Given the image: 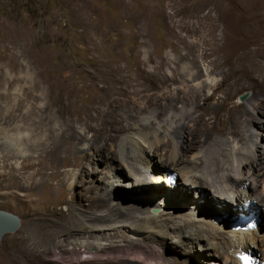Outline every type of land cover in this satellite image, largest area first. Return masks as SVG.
<instances>
[{
	"label": "rangeland",
	"instance_id": "1",
	"mask_svg": "<svg viewBox=\"0 0 264 264\" xmlns=\"http://www.w3.org/2000/svg\"><path fill=\"white\" fill-rule=\"evenodd\" d=\"M224 36L227 42L252 40L238 52L252 54L259 70L253 66L250 75L225 74L226 66L221 62L230 48H224ZM207 39L211 43L203 45L208 53L205 57L198 55L199 47H185ZM188 72L193 73L192 78ZM203 81L217 84L210 89ZM263 97L264 0H0V208L20 217L19 228L0 241V264H122L121 260L74 258L68 252L57 255L52 242L56 244L67 229L66 220L59 215L71 211L69 217L76 224L73 229H78L79 222L86 226L94 223L105 232L116 226L112 220L118 214L109 221L108 216L91 219L105 214L120 195L127 198L121 200L126 204L150 191L144 188L139 192L142 185L128 187L127 176L117 174L112 167L122 165L132 174V183L164 177L169 168L172 171L174 166L167 165L168 155L155 147L169 140L179 151L185 136L179 137L173 129L180 124L176 120L179 110L196 115L192 103L208 108L205 118L216 126H227L223 110L228 106H220L223 99L224 103L247 108L248 125L241 124L237 134L243 133L242 141L250 151L264 149V129L258 122L264 118L252 107ZM214 105L223 118L216 123L208 118ZM121 125L124 128L117 130ZM138 130L145 132L146 138ZM224 136L232 137L229 131ZM212 137L221 136L213 133ZM199 139L202 141L203 136ZM200 143L184 152L183 169L192 171L198 162ZM132 154L140 174L129 167ZM77 156L82 167L72 164ZM66 158L71 160L65 162ZM154 159L162 169L153 178L148 169ZM259 162L263 168L255 175L257 181L250 193L255 198L248 199L243 187L233 191L240 195V205H246V200L249 204L256 201L258 231H228V222L221 220L227 221L231 213L213 207L207 208L212 213L208 214L211 228L206 214L205 218L191 215L189 203L179 201L175 206L163 204L160 209L146 207L140 217L154 215L151 217L156 221L151 225L157 222L163 232L159 237L149 228L139 227L140 234L148 240L157 239L167 253L180 250L176 246L180 238L188 249L186 264L221 263L223 259L208 254L212 248L203 250L202 243L187 239V231L198 227L213 232L215 239L209 244L216 242L228 262L233 263L235 253L249 245L257 253L259 264H264V199L258 201L264 197L260 181L264 155ZM175 168L181 170V166ZM194 186L188 189L189 202L197 201L200 206L222 202L211 194L212 189L198 197L201 192ZM103 193L112 197L108 200ZM162 195L166 196L160 193L158 197ZM95 202L103 206L96 207ZM88 204L90 209H85ZM163 211L171 212L172 218L156 217ZM187 219L194 223L176 234L171 232ZM45 223L49 226L44 227ZM125 224L136 226L134 222ZM220 232L231 239L232 249L225 245ZM80 234V230L74 232ZM135 260L136 264H149L137 257Z\"/></svg>",
	"mask_w": 264,
	"mask_h": 264
},
{
	"label": "bare ground",
	"instance_id": "2",
	"mask_svg": "<svg viewBox=\"0 0 264 264\" xmlns=\"http://www.w3.org/2000/svg\"><path fill=\"white\" fill-rule=\"evenodd\" d=\"M214 26H212V28ZM226 40L227 39L224 36V48L225 46H228L230 48L229 52L226 55L225 60L221 62L222 64L226 66L225 74H228L230 72L231 73L236 72V74L239 73L240 75H250L253 66L257 67L256 71L259 70V65L257 61L254 59V57H252L253 56L252 54H248V53L240 54L238 52V49L248 47V45L252 42V40L245 39L244 41L240 43L227 42ZM210 43H211V39H207L206 41H202V42L199 41L198 43L195 42L193 44H185V47L186 48L199 47L201 51L200 53H198V55H200V57H205L208 53L205 52L206 48L203 45L210 44ZM187 75H189V77L192 78L193 73L189 74L188 72ZM254 79L253 81H255ZM211 80L212 79L210 80L207 79V81H211ZM216 84L217 83L215 82V84L207 85L203 81V86L209 87L210 89H214V86ZM193 87L194 86L192 84V88L190 92H192V96L194 99ZM195 88L197 89V91H199L198 83L196 84ZM195 97H197V95H195ZM203 97L207 98L209 96L205 95ZM192 104H194L195 106V111L197 112L196 115H194L193 113L189 112L186 109L184 112H181V110H179V116L176 120L177 121L180 120V124L177 127H175V129H173L174 130L173 133L177 134L179 137L185 136L183 139V142L180 144L179 151H177L174 148V143L169 140L163 141L159 144L158 147L157 146L155 147V150L158 151L162 149L164 153L168 155L169 162L167 165L174 166L171 170H175L177 171V173L179 172L178 174L182 176V180L177 181V185H176L177 187L175 186L173 187V189H170L169 187L166 186L164 181H162L161 179L162 177L161 178L158 177V179L156 177L155 179L145 180V181L140 179V181L138 180V183H132L129 181L130 179L133 178V177H130V175H132L131 173H126V171L124 170V167L120 164H118L116 167L113 166L112 168H115L117 174L123 175L125 177L127 176L128 182L127 181L126 182H127L128 187L130 186L133 188L134 186L140 187V185H142V187H140L141 191L139 192H142V189L144 190V188L150 192L146 193L144 196H139L135 198L134 201H131L126 204L122 201L124 199L126 200L127 198H125L124 196L121 197L120 195L117 202L111 205V207L106 210L105 214L104 212H102L103 213L102 216H95L91 219L93 220V219L98 218L99 220L101 219V217L108 216L106 220L109 221L110 216L113 217V215L118 214L119 216L116 219L112 220L114 221V223H117L116 226L111 225L110 230L106 232L104 230L102 231L101 229H98L99 227L96 228L95 227L96 224L94 223L91 224L90 226H86L85 224L83 223L80 224L79 222L78 229H73L75 228L76 224H74L73 222L75 221H72L71 218L69 217L70 214H72L71 211L69 212V214L67 213L66 215L60 214L59 218L61 220H66L65 226H67V229H64L66 231L63 233L64 236L62 238H59L56 244H54L55 241L53 240H52L53 242L51 241L53 243L51 247L54 250V252H56L57 255L62 256L63 254H65V252H68L69 255L74 258H77L78 256H83V257L88 256L91 260L111 259L114 263L117 260H121L122 264H136V260H135L136 257L137 259H141L142 261H148L149 264H180V263L186 264L188 262V256H187L188 249H186L185 244L180 240V238H178L176 241V246L179 247L180 250L175 251V253H170V252L167 253L161 248L162 245L160 244L159 241H157V239L148 240L146 238L147 236L140 234L141 232L138 229L139 227L147 228V229L149 228L148 230L151 231V234L153 233L159 237L162 236L163 231L160 228L161 225L158 224L157 222L156 223L158 225L156 223L151 225L153 223V220H155V219H152L151 216H154V215H151L149 217H140V215L141 214L143 215V213H145L146 207L148 208L151 206H157L159 207L158 209H160L162 208L163 204L166 205V203H170L173 206H175L179 203V201L187 203V204L189 203L188 207L191 212V215H194V216L198 215L200 217L205 218L204 216L206 214L205 220L211 226V228L213 224L211 223L212 221L208 218V214L211 215L212 213L208 212L207 208L213 207L214 209H219L223 212L224 211L230 212L231 215L229 214L227 216V221H224V219L221 221L224 222V224L228 222L227 223L228 231H231L232 233L236 232L235 229H232L231 227H229L230 217L232 216V214H235V213L238 214V213L243 212V207H245L246 205L245 204L240 205V203L238 204V199H239L238 196L240 197V195L234 194L235 192L234 188L243 187L245 189V196L248 199L250 198L253 200L255 198V197H252L250 193L254 191V188H255L254 182L257 181L256 177L258 175V171L263 168V167H259V164H260L259 161L260 159H262L264 155V149L261 148L260 150H257L259 151V153H256L257 152L256 150L255 152L250 151L247 148L248 146H246V143L242 141V139L244 138L243 133L239 131V133L237 134V129L239 128L241 124L244 123L245 126L248 125L249 111L247 108H243L242 105H239V104L232 105V103H224V99H223L222 103H220V106L221 107L224 105L228 106L225 110L222 109L224 120L226 121L227 126L226 125L216 126L214 124H209L208 119L205 118V114L206 115L209 114L208 108L204 107L202 104L201 105L197 103H192ZM144 105H146V103H144ZM252 105H253L252 106L253 110L259 111L264 118V97L257 99V101H255ZM208 118H213L212 123L220 122L223 120L222 113L219 114V112L217 111V106L215 105L211 107V116L209 115ZM258 122L260 123V127L264 129V120L262 121L258 120ZM123 128L124 126L121 125L120 127H117V130H122ZM99 130H100V127L98 128V131ZM94 131H97V128H94ZM227 131H229L232 137L230 136L227 138L224 136V134ZM213 133H217L221 137L213 138L212 137ZM139 134L146 138L145 132L139 131ZM253 135H256V134H253ZM201 136H203L202 141H200L199 139V137ZM237 136L239 138H237ZM250 137H251V134L248 133V138ZM108 138H110V136H108ZM200 142L202 143V148L200 152L198 153L199 155L197 156L198 162L193 165L192 171H194V173L191 170L190 172V171H187L186 169H183L185 168V166H183L184 152H186L188 149L192 150L193 148H196ZM252 145H254V143H252ZM129 151L131 153L133 152L131 151V149ZM110 157L111 159L114 158L112 156ZM134 158L135 157H133V154H132V157H131L132 162L129 163L131 164V166L129 167L130 169L133 170V172H135V174L136 173L140 174L138 168L134 166L135 165L133 163ZM138 158L139 157H137V159ZM70 160L71 159L66 158L65 162H68ZM156 163L157 161L155 160L154 164L150 166V168L148 169L149 170L148 175H150V177H153V178L154 176H156L155 174L158 173L162 169L161 167L156 165ZM72 164L76 165L77 167L78 166L82 167L83 162L79 159V156H77L73 158ZM140 164L138 163V165ZM180 166H181V170L178 168H175V167H180ZM162 167H165V165H163ZM112 170L114 171V169ZM167 170L169 171L170 168ZM168 171H165V172H168ZM150 172H154V174L153 173L150 174ZM166 174L167 173H165L164 176H166ZM246 180L248 181V183H246ZM260 181L263 183L262 194L264 195V176H263V179ZM190 185L191 186L195 185L194 187H196V190L198 189L199 192H201L198 194V197H203V195L206 193V189H212L213 191L211 194H214L216 195V197L222 199V202L217 201L216 203V202L210 201L211 203L206 202L205 206L204 205L200 206L197 203V201L189 202L187 193H188V189L190 188ZM113 189L114 191L117 190L115 187ZM160 193H163L166 196L162 195L158 197V194ZM104 195H106V199L108 200L110 197H112L109 193H106ZM263 199L264 197L260 198V200L258 201L261 202ZM246 203L249 204L250 200H246ZM254 205H256V207H254ZM95 206L101 207L103 206V203H100V202L96 203ZM257 206L258 205L256 204V201L251 202V204L247 206L245 210L247 211L253 210L257 212L258 210ZM90 207H91L90 204H88L86 205L85 209H90ZM233 207H235L234 211L232 209ZM164 211L163 213H159V215L157 214L156 217L157 216L160 217L161 215H163V217L161 216L162 217L161 220L172 218L171 212H164ZM196 211L197 213H195ZM75 219H78V218H75ZM125 222H128L129 224H133L134 222L137 227L134 225L135 228L133 227L130 228L127 224H125ZM183 222H184L183 224H177L175 227H173L171 232L176 234L179 230L181 229L186 230L192 223H194L192 222V220H188V219ZM48 226H49L48 224L46 223L44 224V227H48ZM243 229H249V226H246ZM76 230L82 231V234L74 235V232ZM254 230L258 231L259 226H257V228L253 229L252 231L250 230L251 233H253ZM223 234L224 233L222 232L219 233V235H223ZM173 236L176 237V235H173ZM186 237L190 241H196L200 244L202 243L201 249L203 250H207L209 247L212 248L213 252L212 253L209 252L208 254L215 256L217 259H223L222 262L218 264H237L236 262L237 259H235L233 263H230L227 261V257L225 256L224 250L220 251L215 246L216 242H213L214 244H211V245L209 244L210 239H212V241L215 239V235L213 234V232L204 231L196 227L192 231H187ZM222 239L225 245H227L229 249L233 248V243L231 242V239L228 236L223 235ZM90 246L92 247L90 248ZM240 250L242 251L251 250L254 257L258 258L256 256L257 253H255L252 247L249 245H246L245 248H241ZM180 254H182V256H180ZM40 256L41 255L39 254L36 257H40ZM95 264H104V263L100 261V262H96Z\"/></svg>",
	"mask_w": 264,
	"mask_h": 264
},
{
	"label": "water",
	"instance_id": "3",
	"mask_svg": "<svg viewBox=\"0 0 264 264\" xmlns=\"http://www.w3.org/2000/svg\"><path fill=\"white\" fill-rule=\"evenodd\" d=\"M157 208L153 209L156 212ZM20 226V217L11 211L0 208V241L9 233H14Z\"/></svg>",
	"mask_w": 264,
	"mask_h": 264
},
{
	"label": "trees",
	"instance_id": "4",
	"mask_svg": "<svg viewBox=\"0 0 264 264\" xmlns=\"http://www.w3.org/2000/svg\"><path fill=\"white\" fill-rule=\"evenodd\" d=\"M123 189V188H122Z\"/></svg>",
	"mask_w": 264,
	"mask_h": 264
}]
</instances>
